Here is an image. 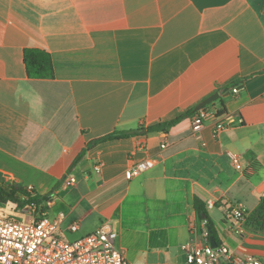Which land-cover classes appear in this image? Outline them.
<instances>
[{
    "label": "crops",
    "instance_id": "0c3cea01",
    "mask_svg": "<svg viewBox=\"0 0 264 264\" xmlns=\"http://www.w3.org/2000/svg\"><path fill=\"white\" fill-rule=\"evenodd\" d=\"M29 49L50 55L51 78L28 77ZM213 94L209 108L234 120L218 134L207 121L195 139L190 115L166 132L84 151L114 132L170 122ZM145 160L149 170L125 178ZM10 183L34 190L61 240L111 224L129 264L182 263L181 247L201 233L195 198L217 245L264 261V234L235 235L226 218L231 206L251 214L263 199L264 0H0V185Z\"/></svg>",
    "mask_w": 264,
    "mask_h": 264
},
{
    "label": "built area",
    "instance_id": "2783aa9c",
    "mask_svg": "<svg viewBox=\"0 0 264 264\" xmlns=\"http://www.w3.org/2000/svg\"><path fill=\"white\" fill-rule=\"evenodd\" d=\"M232 93H238L232 88ZM191 129L195 139L201 141L205 123H213V132L218 134L234 124V120L226 112L215 108L204 107L190 117ZM164 148V146H161ZM237 170H241L238 157L231 158ZM153 163L145 160L134 165L125 172V178L142 174L149 170ZM100 172V165L94 167ZM66 184L73 186L75 179L66 177ZM30 192L32 188H27ZM264 199V193L262 194ZM211 201L207 207L213 208ZM18 215L26 216L27 220L16 222L0 216V264H129L123 253L116 249L117 234L109 223H103L93 233L72 242L61 240L55 235L57 222L50 220L39 211V206L26 205L17 209ZM250 214L240 204L233 205L226 212L227 228L235 235H243ZM77 224L70 226L75 232ZM207 221H201V233L198 240L181 247L184 261L180 264H264L261 259L252 256L232 257L225 245L212 247Z\"/></svg>",
    "mask_w": 264,
    "mask_h": 264
},
{
    "label": "trees",
    "instance_id": "16d2710c",
    "mask_svg": "<svg viewBox=\"0 0 264 264\" xmlns=\"http://www.w3.org/2000/svg\"><path fill=\"white\" fill-rule=\"evenodd\" d=\"M23 61L29 78L48 79L52 77L53 66L49 54L37 49H29L24 52ZM225 92L226 91H222L219 92V94L222 96ZM196 111V109H192L185 115L180 116L170 122L158 123L148 128H138L132 131L114 132L111 135L90 143L87 145L84 151L94 146L98 142L142 135L145 133L166 132L169 128L180 122V120L186 116L196 113ZM83 154L84 153H81V157ZM40 202V198L34 193V190L32 189L29 192L27 187L22 184L10 183L6 185H0V205L12 204L15 210H17L23 208L26 205H38ZM193 209L196 212L198 219L207 221V229L210 231L211 236L218 243L217 232L213 223L208 217L204 204L199 199L195 198L193 201ZM246 227L257 233L264 234V199H261L259 206L250 214L246 222Z\"/></svg>",
    "mask_w": 264,
    "mask_h": 264
},
{
    "label": "rangeland",
    "instance_id": "374dc122",
    "mask_svg": "<svg viewBox=\"0 0 264 264\" xmlns=\"http://www.w3.org/2000/svg\"><path fill=\"white\" fill-rule=\"evenodd\" d=\"M219 102V99L213 102L212 104L207 105L206 107H213L216 106ZM210 217L211 219L217 223V226L220 228L222 224L220 222V211L219 209L210 210ZM17 213L14 206L12 204L0 205V216L1 217H9L10 220H14L16 222H23L20 216L14 215Z\"/></svg>",
    "mask_w": 264,
    "mask_h": 264
},
{
    "label": "water",
    "instance_id": "95a60500",
    "mask_svg": "<svg viewBox=\"0 0 264 264\" xmlns=\"http://www.w3.org/2000/svg\"><path fill=\"white\" fill-rule=\"evenodd\" d=\"M220 98V95L219 94H213L211 95L210 97L206 98L205 100H203L197 107H196V110H200L204 107H206L207 105L215 102L216 100H218ZM210 244L212 247H216L217 244L215 242V239L211 236L210 237Z\"/></svg>",
    "mask_w": 264,
    "mask_h": 264
}]
</instances>
